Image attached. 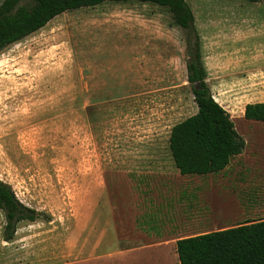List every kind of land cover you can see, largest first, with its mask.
Wrapping results in <instances>:
<instances>
[{"label":"rangeland","instance_id":"obj_1","mask_svg":"<svg viewBox=\"0 0 264 264\" xmlns=\"http://www.w3.org/2000/svg\"><path fill=\"white\" fill-rule=\"evenodd\" d=\"M186 1L191 29L167 7L107 1L0 51V179L44 213L6 241L0 209V264L77 260L107 184L174 177L171 129L198 109L187 80L196 41L246 146L225 170L177 176L224 182L210 202L227 217L238 204L264 207V121L244 118L247 103L264 101V0Z\"/></svg>","mask_w":264,"mask_h":264},{"label":"trees","instance_id":"obj_2","mask_svg":"<svg viewBox=\"0 0 264 264\" xmlns=\"http://www.w3.org/2000/svg\"><path fill=\"white\" fill-rule=\"evenodd\" d=\"M107 1L147 2L164 6L174 22L187 29L194 14L186 0H2L0 51L45 27L58 15L75 8L94 7ZM187 80L192 84L197 112L175 124L169 147L182 175H206L224 170L245 149L230 113L214 97L200 46L188 48ZM244 117L264 121V101L247 103ZM0 209L5 216L3 238L14 239L22 222L44 219V213L23 203L11 184L0 179ZM180 264H264V219L176 241Z\"/></svg>","mask_w":264,"mask_h":264},{"label":"crops","instance_id":"obj_3","mask_svg":"<svg viewBox=\"0 0 264 264\" xmlns=\"http://www.w3.org/2000/svg\"><path fill=\"white\" fill-rule=\"evenodd\" d=\"M174 167L170 180L107 184L90 213L88 242L77 244V260L49 264H180L178 239L264 219L260 204H238L232 217L220 213L210 200L225 183L180 180Z\"/></svg>","mask_w":264,"mask_h":264}]
</instances>
